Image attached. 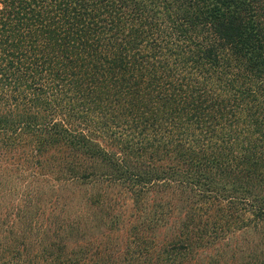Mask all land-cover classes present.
<instances>
[{
    "label": "trees",
    "instance_id": "1",
    "mask_svg": "<svg viewBox=\"0 0 264 264\" xmlns=\"http://www.w3.org/2000/svg\"><path fill=\"white\" fill-rule=\"evenodd\" d=\"M0 264H264V0H0Z\"/></svg>",
    "mask_w": 264,
    "mask_h": 264
}]
</instances>
